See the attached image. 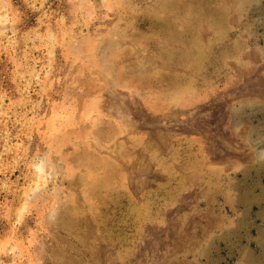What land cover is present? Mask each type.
Listing matches in <instances>:
<instances>
[{"label":"rangeland","instance_id":"rangeland-1","mask_svg":"<svg viewBox=\"0 0 264 264\" xmlns=\"http://www.w3.org/2000/svg\"><path fill=\"white\" fill-rule=\"evenodd\" d=\"M0 264H264V0H0Z\"/></svg>","mask_w":264,"mask_h":264},{"label":"bare ground","instance_id":"bare-ground-1","mask_svg":"<svg viewBox=\"0 0 264 264\" xmlns=\"http://www.w3.org/2000/svg\"><path fill=\"white\" fill-rule=\"evenodd\" d=\"M44 170V169H43Z\"/></svg>","mask_w":264,"mask_h":264}]
</instances>
